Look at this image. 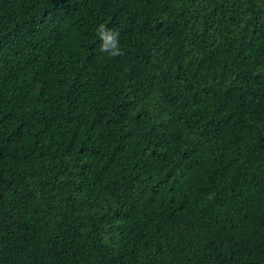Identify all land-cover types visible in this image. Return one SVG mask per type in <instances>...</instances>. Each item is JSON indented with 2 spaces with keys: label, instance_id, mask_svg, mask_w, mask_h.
Listing matches in <instances>:
<instances>
[{
  "label": "trees",
  "instance_id": "16d2710c",
  "mask_svg": "<svg viewBox=\"0 0 264 264\" xmlns=\"http://www.w3.org/2000/svg\"><path fill=\"white\" fill-rule=\"evenodd\" d=\"M0 264H264V0H0Z\"/></svg>",
  "mask_w": 264,
  "mask_h": 264
},
{
  "label": "clouds",
  "instance_id": "9594fccd",
  "mask_svg": "<svg viewBox=\"0 0 264 264\" xmlns=\"http://www.w3.org/2000/svg\"><path fill=\"white\" fill-rule=\"evenodd\" d=\"M100 40V51L106 53L110 58L122 55V49L119 43V33L100 24L96 30Z\"/></svg>",
  "mask_w": 264,
  "mask_h": 264
}]
</instances>
